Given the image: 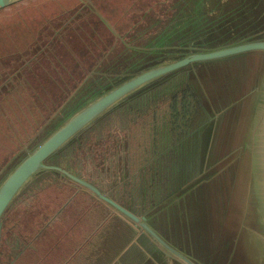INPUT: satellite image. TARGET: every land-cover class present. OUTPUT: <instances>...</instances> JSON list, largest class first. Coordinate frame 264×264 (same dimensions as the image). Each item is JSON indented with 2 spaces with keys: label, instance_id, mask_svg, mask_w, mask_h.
Instances as JSON below:
<instances>
[{
  "label": "water",
  "instance_id": "1",
  "mask_svg": "<svg viewBox=\"0 0 264 264\" xmlns=\"http://www.w3.org/2000/svg\"><path fill=\"white\" fill-rule=\"evenodd\" d=\"M18 1L22 0H0V9ZM234 2L240 6L234 4L229 21L208 22L195 30L186 44L194 50L179 52L177 57L115 83L108 76L94 78L101 83L92 95L67 100L68 111L50 119L45 132L31 138L0 175V238L6 212L23 193L37 186L42 172L56 171L114 214L92 238V253H107L103 262L112 256L111 264H228L235 250L229 247L236 246L239 239L246 245L243 255L249 257V241L255 240L264 256V77L222 108L211 101L206 104L191 88L200 64L249 52L264 53V0ZM212 3L195 5L197 12L210 16L215 11L205 8ZM224 4L220 0L216 7ZM195 37L211 45L194 44ZM179 46L180 50L186 48ZM92 72L93 76L99 74ZM184 84L195 108L186 110L185 117L172 113L173 105L170 111L159 112V124L145 129L147 144L142 154L136 155L135 169L117 182L116 197L53 162L54 156L92 124L100 120L113 123L118 111L141 117L146 108L169 100V94ZM137 93L141 94L134 96ZM236 104L241 105L234 117L239 143L217 146L223 112ZM241 114L247 122L245 128ZM128 119H123L120 129L129 130ZM234 165L235 176L227 180L231 185L238 182V167H249L243 184L253 208L249 220L240 214L236 222V189L232 187L226 199L225 179L220 177L221 185L219 180ZM100 239L106 244L102 246Z\"/></svg>",
  "mask_w": 264,
  "mask_h": 264
},
{
  "label": "trees",
  "instance_id": "2",
  "mask_svg": "<svg viewBox=\"0 0 264 264\" xmlns=\"http://www.w3.org/2000/svg\"><path fill=\"white\" fill-rule=\"evenodd\" d=\"M195 1L22 0L0 9V145L8 137L0 175L50 119L68 111L67 100L89 97L98 89L101 82L94 78L108 76L115 83L177 57L179 52L194 50L186 44L195 30L205 26L195 5L209 3ZM192 41L201 47L211 45L197 37ZM179 44L186 48L180 50ZM93 70L99 74L93 76ZM186 86L177 87L169 100L146 108L141 117L118 111L113 123L100 120L92 124L54 156L53 162L116 197L117 182L135 169H130L132 162L135 166V138L145 135L146 127L159 124V112L170 111L172 105V113L182 117L195 108ZM188 106L192 108L186 109ZM125 117L132 119L127 121L129 130L119 128ZM41 176L37 186L23 193L6 212L0 238V246L5 248L0 257L4 253L5 259L15 258L22 252L25 242L21 241L27 237L21 225L27 228L32 219H38L43 208L37 206L40 195L50 189L65 186L82 196L95 206L104 224L114 218L111 211L56 171ZM16 210L23 212L21 222L11 219Z\"/></svg>",
  "mask_w": 264,
  "mask_h": 264
},
{
  "label": "rangeland",
  "instance_id": "3",
  "mask_svg": "<svg viewBox=\"0 0 264 264\" xmlns=\"http://www.w3.org/2000/svg\"><path fill=\"white\" fill-rule=\"evenodd\" d=\"M223 1L225 2V4L221 8L216 7L217 2H220V0L195 1V2H213L207 8H205V10L212 9L215 11V13L211 14L210 16L205 15L202 11L199 10V14H202L203 21L206 24L208 22H213V24H219L220 22H222L221 24L226 23L231 19L232 12L230 11L234 7V4L237 7L240 6L238 5L237 2H234L235 0H223ZM244 8L247 10L248 9L247 5H245ZM251 29L252 28H249V32ZM199 66L200 67L196 70L197 76L193 78V80L195 81L191 83V88L193 92L206 104L207 102L211 101L215 104V106L222 108L224 106H227L229 102L233 101L238 96L242 95L246 90V88L248 87V85H252V84L256 85L257 80L260 79L261 77H264V53L249 52L242 55L225 58L222 59V61H218V62L214 61V63H203L200 64ZM244 103H247V100H245ZM240 107H241L240 104H236L229 111L223 112V117L220 121L221 129L217 134V140H216L217 146L221 144L225 145L231 143L235 145L239 143L236 138L237 129L234 130L235 127L234 117H235V112H237L240 109ZM241 118H242V123H241L242 127L245 128L247 122L244 114H241ZM233 130H234V134L232 133ZM135 139L136 140H134L135 143L134 152L135 155H140L142 154V151L146 147L147 143L144 141V135L142 137L137 136ZM7 140H8L7 136L5 137L4 140H1L0 147L4 146V148L0 150V160L5 159V157L7 156L6 155L8 149ZM245 168H246L245 165L241 168L238 167V170L240 172L238 177V182L233 185H231L227 180L235 176V172L237 170L236 166L229 167L223 175L219 176V180L220 177L225 179L224 193L226 195V199L228 197L230 189L232 187H235L236 189L237 199H236L235 207L237 214L233 216V220L235 222L239 220L240 214L244 218H247L249 220V213L251 214L253 212L252 205L249 204L248 188H246L245 184H243L244 176L249 170V167L247 168V170ZM220 185H221V180H220ZM53 191H54L53 189H50L46 192H53ZM42 197H46V195L43 193ZM40 204L43 205L44 201L40 200ZM22 217L23 215L19 214L15 216V218L19 219V221L12 218L11 219L17 222H21ZM262 225L264 226L263 223ZM23 226L24 224L21 225V228ZM80 233L81 232H79V234ZM2 247L0 248V250L2 249L3 251L5 247L3 248ZM229 248H234L235 250L232 252L231 256L228 257L229 259L228 264H264V256L260 252L259 241H255V240L249 241V257L242 254V251L246 249V245L241 243V239H239L238 244L236 246L232 245ZM23 258H24V254L21 255V258L20 257L18 259L11 258L10 260H8L5 259V254L2 253L0 257V264H9L10 261H13L14 262L13 264H23L22 263Z\"/></svg>",
  "mask_w": 264,
  "mask_h": 264
},
{
  "label": "flooded vegetation",
  "instance_id": "4",
  "mask_svg": "<svg viewBox=\"0 0 264 264\" xmlns=\"http://www.w3.org/2000/svg\"><path fill=\"white\" fill-rule=\"evenodd\" d=\"M133 168L132 162L130 169ZM71 191L63 186L53 192H44L46 197H42L43 193L40 195L37 206L43 208L38 213V219H32L27 228L22 227L27 240L21 241L25 242L24 247L15 258H21L24 254L23 264H68L87 246L104 223L91 202ZM40 200L44 201L43 205ZM19 214L23 215V212L16 210L11 218L19 221L15 218Z\"/></svg>",
  "mask_w": 264,
  "mask_h": 264
},
{
  "label": "crops",
  "instance_id": "5",
  "mask_svg": "<svg viewBox=\"0 0 264 264\" xmlns=\"http://www.w3.org/2000/svg\"><path fill=\"white\" fill-rule=\"evenodd\" d=\"M105 224L103 223L102 226L100 227L101 229L104 228ZM99 228V230H100ZM98 230V231H99ZM98 231L96 234H98ZM96 234L94 235V237L96 236ZM92 239L89 240L87 246L80 252L78 253L72 260L70 259L68 264H111L112 260V256L105 262H103L101 259H105L106 258V251H102V254L100 255H96L94 253H92L93 249V244H92ZM101 245H105L106 244V240H99ZM100 245V247H102ZM108 246V245H106ZM111 260V261H110Z\"/></svg>",
  "mask_w": 264,
  "mask_h": 264
}]
</instances>
